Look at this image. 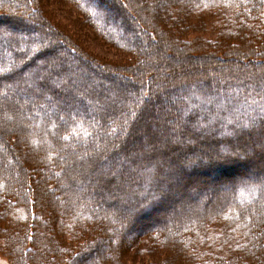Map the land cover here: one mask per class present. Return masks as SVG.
I'll return each instance as SVG.
<instances>
[{"label":"trees","instance_id":"1","mask_svg":"<svg viewBox=\"0 0 264 264\" xmlns=\"http://www.w3.org/2000/svg\"><path fill=\"white\" fill-rule=\"evenodd\" d=\"M56 1L74 13L69 27L86 26L123 54L94 52L58 18L49 27L37 16L47 0H0V252L10 264H264V0H114L115 15L105 0ZM214 57L225 66L213 78L188 66ZM160 88L187 129L146 123ZM8 128L32 135L16 159ZM148 130L169 137L147 147L137 136ZM212 145L257 168L220 180L227 189L205 199L202 186L190 188L199 194L186 209L137 223L176 184L164 162ZM200 164L198 173L211 168ZM126 214L132 227L121 224Z\"/></svg>","mask_w":264,"mask_h":264},{"label":"rangeland","instance_id":"2","mask_svg":"<svg viewBox=\"0 0 264 264\" xmlns=\"http://www.w3.org/2000/svg\"><path fill=\"white\" fill-rule=\"evenodd\" d=\"M113 1L114 0H105L106 5L104 8L106 10L109 9L110 13L115 15V13L117 11H115L112 8V5L115 4ZM57 2L58 1H56V0H47L48 9L45 12H44V10H42L41 12L37 13L38 18L40 20L46 22L49 27L52 26L51 23H49V21L52 20L55 22V18H58L59 22H61L62 25L68 26V28L75 30V31H78L80 34H83L84 35L83 40H84L85 44L88 45L92 50H94V52L104 56L105 58H111V59H115V60L121 59V55L123 54L122 52H119L118 50L114 49L113 47L105 44L103 41L97 39L96 36L91 32V30L89 28H87L86 26L85 27H77L75 25V23H73V25L71 27H69L68 17H70L69 15H72V16H75V15L72 11L67 9L66 6H64L62 4L58 5ZM132 13H134V11ZM129 14L132 16L130 11H129ZM53 16H54V19L52 18ZM31 17H34V16H32L31 13H27L25 16L24 22L28 25H32L31 21H30ZM0 23H2V22H0ZM9 29H12L11 25L9 26ZM188 34H189V36H193L192 32H190ZM180 39H181V37H180ZM218 55H221V54H218ZM215 58L216 57L211 58V60L209 62H207L206 64H204L203 66H200L198 63H196L197 61H194L192 59V60H189L188 66L190 67V69H192V66H193L194 72L196 73V75L202 74L206 77L213 78L216 75L215 74L216 71L218 69L223 68V66H225V61L218 60L217 58H216L217 59L216 60ZM235 62H236V59L232 58V64L235 65L236 64ZM238 63H241V62H238ZM180 66L184 67L185 65L181 64ZM237 66H239V68H241V65L238 64ZM172 67H173V65H172ZM182 67H181V69H183ZM150 70H151V67L147 68L145 71H146V73H149ZM170 72L172 73V70ZM128 75L130 76V74H128ZM97 78L102 79L100 76H97ZM116 80L121 81L120 78H117V79L113 78L114 82H116ZM244 80H246L247 83H249V82L254 83L256 81V80L253 81L251 79V77H248L247 75L244 76ZM99 81H101V80H99ZM248 86H250V84H248ZM156 93H157L156 95L159 96V98H158L159 102L158 103H155V102L150 103L149 109H151V114H150V116H148V118H147L148 120L146 123H149L151 118H152V120L154 118H160L161 121H159L158 123L161 124L163 121L165 124H167L166 131H168L170 133L172 131H178V130L181 131L183 128L187 129V127L185 126L186 125L185 122H183L178 116H175V114L172 112L173 110H172V108H170L169 103H164V100H168V98H166V97H168V94L165 92V90L163 88H160L157 90ZM9 111H10L9 113H11V115L15 116L14 117L15 120H17L18 114H17V111H15V108L13 110H9ZM3 115H4V110H2V108H0V126L3 125V122L5 120V117ZM149 117H151V118H149ZM11 124H12V122L6 123V126L4 128H2V129H5V128L6 129L2 130V132L5 133L7 130V127L12 128ZM12 129H14V126ZM12 129L8 130L9 131L8 134H10L9 137L15 136L18 139L17 144L13 148L14 150L12 153V158L16 159L18 157H21V153L27 149L28 141L30 140L32 135H31V133H29V135L27 134V136L24 134L21 135ZM169 130H171V131H169ZM184 134H186V133H184ZM143 136H145V140H143V141H144V144H147V147H151L152 145H154L155 140L160 141V142L161 141L165 142L166 138L169 137L167 132H163V134L162 133L157 134V132L151 133L148 130L146 133H143L142 135L137 136L138 140L144 139ZM128 140H129L128 143L129 144L131 143L133 145V147L130 148L131 150L134 151L133 153L143 154V149H144L143 144H141L139 146H137L136 144L134 145V143H137L136 138H135V140L133 138L132 139L129 138ZM202 143L204 144V142H202ZM209 147H210L209 149L201 150V153L199 152L196 154L195 157H193L194 153L197 152V150L202 148V144L201 143L199 144L196 142L191 143L190 149L196 150L194 153H192V155H193L192 157L188 156L186 153H184V155H181V154L178 155L177 158H175V155H172L171 161L164 162L165 167H163L161 169V171H163V175L165 176V181L174 180V177H175L176 178L175 179L176 184L173 185V188L171 187V190L169 189L166 192V196H167L166 199L167 200L166 201H164V200L159 201L158 200L159 202L155 200L156 202H158L157 204L161 203V204H159V208L156 210L154 209L153 214L152 213L149 214L148 212L145 214L142 213V215H140V217L138 218L137 223L142 224L143 222H145V220H147L148 222L157 221V220H159V216L161 214H164V216H167L171 212L172 213L178 212L179 207H182L181 209H186V206H188L189 204L185 205V203L188 202L189 200H192L193 197H195L196 195L199 194V193L197 194V192L196 193L195 192L193 193L192 191L190 192V190H192L190 188L194 189V187L197 185L202 186V191H203L202 194H203L204 199H205L206 197H209L213 194H217V193L220 194L221 191H223V190L225 191L227 189L226 187L223 188L222 185H224V183H221L222 181H220V180H222L228 176H231V177H234L237 179H241L242 177L239 176V174H240L239 172L249 169L246 172L250 173V171L253 172L257 168L253 165H250V166L247 165L246 166V162L244 161V159L241 160L240 157H238V158H240L241 161L240 160L236 161L237 158H233L234 155H227L224 153H220L219 151L217 153H214V151L216 150V149H214L215 146L212 145ZM24 148H25V150H24ZM126 154H127V152H126ZM36 156H37V154H36ZM248 156L254 157L255 155L249 153ZM201 161H204V162L210 161V167H211L208 172L202 171L203 174L198 173L199 170H204V168L200 167L202 164L199 165V163H201ZM179 162L186 163L187 164L185 166L186 168L181 169V170L177 169V163H179ZM212 162H213V164H211ZM240 163H242V164H240ZM22 165H24V167H26V169L28 171L33 170V168H32L33 167V160H31L29 158L24 159V161L22 162ZM222 165H225L224 167L227 169H224V168L221 169L220 168L218 170V167L222 166ZM257 166H259V165H257ZM220 176H222V177H220ZM218 177H220V178H218ZM181 178L182 179L185 178V180H187L186 181L187 183H181V181H182ZM46 183L48 184L49 181H46ZM226 186H228V185H226ZM56 193H57V195L55 196V199L60 200L58 197H60L61 193L58 191ZM193 195H195V196H193ZM104 200L106 202L111 203V204H113L114 201L117 200L116 201L117 203L115 202L114 207H116V209L120 208L121 201L119 199H116L115 194H113V193L106 194L104 196ZM194 205L197 206V204H194ZM157 211H159V212L157 213ZM150 215L152 217H150ZM126 217H127V219H125V222H121V224L124 225L127 222V226L132 227L133 225H131V223L129 222L130 220H128V219H130L129 214H126ZM4 226H5L4 223L0 222V233L8 228V226H5V227ZM165 253L167 254V252H165ZM180 263L181 262L176 263V264H180ZM0 264H10L8 254L0 252Z\"/></svg>","mask_w":264,"mask_h":264}]
</instances>
